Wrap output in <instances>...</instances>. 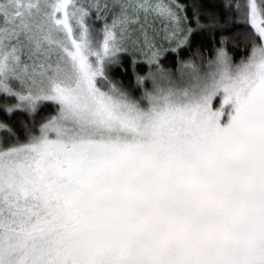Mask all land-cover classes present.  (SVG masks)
<instances>
[{"label":"snow or ice","instance_id":"snow-or-ice-1","mask_svg":"<svg viewBox=\"0 0 264 264\" xmlns=\"http://www.w3.org/2000/svg\"><path fill=\"white\" fill-rule=\"evenodd\" d=\"M118 6L94 42L78 0H0V92L58 105L39 135L0 139V264H264V0L246 5L250 55L220 48L146 106L99 86L133 17L166 18L178 47L194 30L182 5Z\"/></svg>","mask_w":264,"mask_h":264},{"label":"trees","instance_id":"trees-1","mask_svg":"<svg viewBox=\"0 0 264 264\" xmlns=\"http://www.w3.org/2000/svg\"><path fill=\"white\" fill-rule=\"evenodd\" d=\"M246 2L247 0H174V5L184 6L181 14L187 15L185 25L194 31L189 36L187 44L164 54L160 61L164 68L174 69L179 61L188 59L205 64L222 46L226 48L234 63L250 55L253 44H258L259 38L251 26L239 21V9L242 10ZM194 14L199 16V25L194 19ZM95 22L99 23L94 26L96 32L102 25L100 22ZM139 58L137 60V56L131 57L126 52L119 53L110 63L111 71L109 70L114 81L118 85L121 84L116 88L134 101L136 98L137 101L139 100V93H141L138 87H135L136 77L139 74H145L150 68L148 62L140 61ZM103 87L109 88L108 85ZM8 101L11 99H6L0 94V121L7 124L15 134L14 137L7 139L8 145L13 144L14 140L26 142L30 135H39L37 129L49 116L57 113L55 106L42 102L43 105L37 115L38 120L34 124L25 113L15 109L12 110L14 112L9 113L6 110ZM3 133L6 134L4 130Z\"/></svg>","mask_w":264,"mask_h":264},{"label":"rangeland","instance_id":"rangeland-1","mask_svg":"<svg viewBox=\"0 0 264 264\" xmlns=\"http://www.w3.org/2000/svg\"><path fill=\"white\" fill-rule=\"evenodd\" d=\"M78 2L81 5L90 8V16L88 17L87 22L93 29L94 42H98L102 40L101 30L103 29L105 23L111 25L113 18L119 16L121 10L118 5L120 3H128L129 0H78ZM132 2H138V0H132ZM150 2L153 4H175L174 0H150ZM248 2L249 0H247L245 5L242 7V10L239 9V21L245 23L246 25H249L246 15L248 11L246 5L248 4ZM257 3H259V0H257ZM96 4H99L101 7L99 9L91 7L92 5ZM104 5L108 6L107 9L103 8ZM178 13L182 15L179 10ZM133 19L136 20V22L128 26V31L124 34V38L121 41V47L126 50L119 51L115 57H117L119 53L126 52L131 57L137 56V60L139 57H141L139 58L140 61H146L150 64V68L145 74H139L136 77L137 83L135 84V87H138V89L141 91V93H139L138 102L142 106L147 105L145 93L152 92L156 87L172 88L176 91H181L184 89L191 90L192 85L197 82V77H203L205 73L212 70V68L209 66V61H214L216 59L218 49L223 48L227 52L226 48L222 46L218 48L216 52H214L211 60L206 61L205 64H201L200 62L198 63L192 59H188L179 61L177 67L174 69L164 68V66L160 62L164 54L169 50H176L178 47L175 40L167 38L171 28L170 22L166 18L161 17L154 12H149L148 14L141 12L138 19L136 17H133ZM95 21L100 22L102 25L99 30L96 29V32L94 31V26L98 25L99 23H96ZM149 45H152V47H149ZM153 52H157V56L153 57ZM227 54L229 55L228 52ZM113 59L111 60V62L113 61ZM111 62H106L104 67V75L106 77H109H107V81L102 85H99V81L101 78H98V85L101 86L102 90L105 92H108L110 90L111 82L115 86H121V84L119 83L120 85H118L109 74V72L111 71ZM107 85L109 86V88L103 87ZM16 90H19L18 85L16 87ZM0 94L3 95L6 99H11V101H8L6 103L7 109L11 108L12 110L15 109L16 111L25 113L26 116H28L34 124L35 122H37V115L43 104L40 103L37 107V110L33 112L23 107L16 108L15 105L18 103L16 97L6 95L2 92H0ZM222 100L223 97L221 95L215 96L212 100V107L214 109L220 108ZM135 101H137V98L135 99ZM44 102H47V104L50 103L55 106L58 112V105L50 101ZM9 113H11V111ZM37 130L39 132L40 128H38ZM4 132H6V134L3 133V129H0V139H4L5 144L8 145L7 139H10L14 136L7 133V130H4ZM16 142L17 141L14 140V143Z\"/></svg>","mask_w":264,"mask_h":264}]
</instances>
